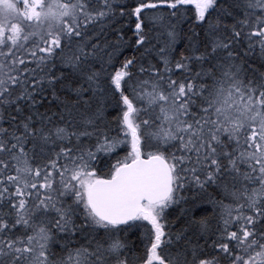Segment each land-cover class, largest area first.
Returning a JSON list of instances; mask_svg holds the SVG:
<instances>
[{
  "label": "snow or ice",
  "instance_id": "1",
  "mask_svg": "<svg viewBox=\"0 0 264 264\" xmlns=\"http://www.w3.org/2000/svg\"><path fill=\"white\" fill-rule=\"evenodd\" d=\"M133 3L0 0V264H264V72L247 59L264 58V0ZM188 5L202 36L182 35ZM117 16L156 64L121 60ZM210 187L230 203L214 231L191 223L212 256L167 220Z\"/></svg>",
  "mask_w": 264,
  "mask_h": 264
},
{
  "label": "trees",
  "instance_id": "2",
  "mask_svg": "<svg viewBox=\"0 0 264 264\" xmlns=\"http://www.w3.org/2000/svg\"><path fill=\"white\" fill-rule=\"evenodd\" d=\"M115 3L118 4H128L130 7L134 6L133 0H114ZM153 2H156V0H153ZM167 9L161 8L158 11L148 13V15H167ZM182 12L184 14V23L180 25L185 31L182 33V35H192L194 33H200L202 36V30L200 27L196 26L195 22V9L191 7V5L185 6V8L182 9ZM215 16V14H214ZM242 17H237V19H241ZM224 23L231 24L233 21L226 20ZM106 25V34L107 39L109 42H117V37H122L121 42V60L125 58H132L136 57L137 60L140 63H143L145 67L148 66L149 63L156 64V59L154 58V53L152 56H148L144 53V49L141 48L139 51H136V46L134 44V23L132 20L128 17H125L123 19L119 18L117 16L115 20H110L105 22ZM110 25V26H109ZM247 31V30H246ZM112 33H115L113 35ZM151 35H155V33H151ZM103 39V38H102ZM155 43V41H153ZM188 44L187 40H181L177 47L180 50H183L184 47H186ZM239 51L241 53L247 52V41L244 42V44L239 48ZM243 58V57H242ZM248 62L252 64L253 67L258 69L260 72H264V67H262V64H264V58H261L259 56V46L257 44L256 49L253 52H250L248 54ZM139 64L136 68H133L132 71L135 73L138 71ZM163 66L161 65V68ZM176 78V77H173ZM51 97H49V100ZM49 105L47 102L45 103V107L41 108L40 111H45V108H47ZM52 111H56L55 106L52 105ZM85 143H89L88 141H85ZM94 143V141H92ZM125 151H119L117 154L112 155L109 159V163H115L117 159L122 158L125 155ZM181 195H183L186 198H189V203H178L176 205H173L172 208L169 210L167 215V220L170 225V228L173 232L179 231L180 229H190L189 235L195 236V238H198V242L200 246L203 248V250L210 256L217 255V252H215L212 248L213 239L208 238L211 233H206L203 238H199L197 234V229L194 224L191 223V220L195 219L197 221L204 219L207 220L209 227L211 230H215L218 219H219V213L220 208L218 204L214 203V201H220L223 199V202L225 204L230 203L228 199L223 198V193H220L218 190L213 188L207 189V194L202 195V198L199 199L196 203V211L193 215L191 211L185 212V209H191V196L193 193L191 192H183ZM181 217H183L181 219ZM127 240L130 244V246L133 247V250L137 256H143L145 253V246L147 245L148 241L145 235V230L141 228L139 231H136L134 234H130L127 236ZM205 245H207L205 247ZM78 245H73L72 247H77Z\"/></svg>",
  "mask_w": 264,
  "mask_h": 264
}]
</instances>
